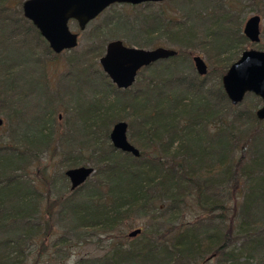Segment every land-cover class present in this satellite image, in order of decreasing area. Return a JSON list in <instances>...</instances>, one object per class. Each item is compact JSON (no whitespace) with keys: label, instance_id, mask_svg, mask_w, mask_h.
<instances>
[{"label":"trees","instance_id":"trees-1","mask_svg":"<svg viewBox=\"0 0 264 264\" xmlns=\"http://www.w3.org/2000/svg\"><path fill=\"white\" fill-rule=\"evenodd\" d=\"M241 2L163 0L117 5L134 14L125 13V21L116 13L93 27L84 70L96 71L95 61L114 40L140 49L166 43L176 49V55L141 69L125 90L116 89L99 72H75L82 60L73 58L74 73L54 90V82L46 76V62L35 52L48 55L47 64L59 55L23 18L21 0H0V113L13 118L11 145L0 146V264H25L36 243L37 257L49 254L41 243L52 231L53 210L57 221L65 222L70 239L76 241L94 230L110 236L106 254L82 258L76 264H204L210 260L264 264V150L255 146L260 138L256 127L264 121H257L253 112L260 100L252 94L244 96L252 108L233 114L230 131L222 118L224 110L237 105L228 102L219 80L243 50L253 47L239 33L242 19L237 22L236 12ZM260 2L264 7V0H250L255 6ZM165 5L173 16H167ZM138 8H144V13ZM135 19L137 24H128ZM260 44L257 49L264 51ZM193 50L201 51L212 68L206 74L217 76V82H209L211 86L188 73L187 54ZM39 67L42 71L37 73ZM90 75L100 76L106 89ZM59 95L71 102L74 95L78 97L73 101L76 105L70 102L72 111L63 102L67 107L63 122L58 121L59 114L52 119L61 102ZM80 99L91 107L86 115L78 110ZM118 121L126 123L127 139L138 150V158L110 146L108 132ZM235 125L243 126L242 132ZM250 143L255 151L245 172L249 177L242 200L232 197L235 211L228 220L225 197L231 183L235 188V174L246 164L244 154ZM46 154L59 157L61 168L89 164L94 172L78 188L69 190L68 185L43 210L42 184L54 187L58 180L67 181L59 173L49 179L44 176L50 163L39 168V161ZM31 167L35 168L32 178L27 176ZM38 181L42 184L37 185ZM189 206L191 221H181ZM134 214L160 223L138 228L140 233L130 238L135 245L126 247L121 229L130 227L128 220ZM62 241L67 238L59 237L54 246L63 256L68 247Z\"/></svg>","mask_w":264,"mask_h":264},{"label":"water","instance_id":"water-1","mask_svg":"<svg viewBox=\"0 0 264 264\" xmlns=\"http://www.w3.org/2000/svg\"><path fill=\"white\" fill-rule=\"evenodd\" d=\"M163 0H24L21 3V13L38 32L47 44L49 50L58 55L76 47L77 36L68 30V22L74 21L78 30L82 31L88 23L99 16L112 5L137 6L145 3H160ZM259 23L257 15H252L244 21L243 37L252 45L259 42ZM176 52L169 48L155 47L140 49L128 47L121 41L108 42L103 55L98 59V65L103 75L118 90L132 86L137 73L153 63L174 57ZM193 69L198 76L206 74V66L202 59L191 57ZM221 89L232 106L239 105L246 94L257 97L261 105L254 111L257 121H264V51L255 49L243 50L220 78ZM2 119H0V127ZM127 126L123 121L114 123L108 132L110 146L133 158L139 157V152L132 146L126 136ZM89 166L68 168L63 172L69 190H74L84 184L93 174ZM139 229L127 233L128 238H134Z\"/></svg>","mask_w":264,"mask_h":264},{"label":"rangeland","instance_id":"rangeland-1","mask_svg":"<svg viewBox=\"0 0 264 264\" xmlns=\"http://www.w3.org/2000/svg\"><path fill=\"white\" fill-rule=\"evenodd\" d=\"M24 0H21V3ZM242 7L239 6L238 10L239 12L236 14L238 15L237 17V22H239L240 19H242V22L239 25V33L242 35V27L244 24V21L249 18L252 15H257L260 19V23H259V42L255 45H252L253 47H247L246 49H255L258 50V44L259 47H263L264 45V7L262 6L261 2L257 4V6H255L254 4L250 3V0H244V2H241ZM117 5H112L110 7H108L105 11H103L99 16H97L94 20H92L89 24L86 25L85 29L83 31H79L76 27V25H74V23H69L68 25V29L77 34V45L75 48L69 50V51H63L61 52L58 57V60H55L51 63L47 64V61H49L50 57L48 55H44V53L41 54V52L39 50H36V55L38 57H40L41 62H46V76L49 78V81H53L54 82V90H56L57 88H60V85H65V83L67 82V80L69 78H71V65H70V61L73 58H79L80 60H82L80 63V65L75 69L76 71H80V73H91V72H95L96 74L99 72L101 74H103L101 72L100 67H98V59L95 61L96 65H97V69L95 71V68H92L91 70H84V66L83 63H86V59H88V56L85 54L86 52H90L89 50H87V46L90 43L89 40V33L90 31L93 29V27L98 26V25H102V22L108 20V16H112L116 13L120 14V17H123L125 13H129V15H132L134 13H130L129 9L127 8L126 10H124L123 8H119L116 7ZM109 8L112 9L111 11H109ZM164 11L167 13V16H173L172 11H170V9L165 5L163 7ZM19 10L21 12V4L19 7ZM137 12H142L144 13L145 9L144 8H138L136 9ZM150 10V9H149ZM148 13V12H147ZM22 15V13H21ZM117 17V18H118ZM123 19L125 20V18L123 17ZM131 19V18H130ZM137 19V18H136ZM134 20V22L129 23L128 24H137ZM142 20V19H141ZM140 20V21H141ZM126 21V20H125ZM139 21V22H140ZM263 35V37H262ZM125 39V38H124ZM216 40H219L218 38ZM125 41H129V39H125ZM158 43L159 40L157 39ZM158 47H164V48H169L172 50H176L173 47H171V45L169 46V44L164 43L163 46H158ZM153 47H148V48H144V49H152ZM36 49V48H35ZM239 51L241 52L242 49L239 48ZM191 54V55H190ZM52 55V54H50ZM197 55L199 56L202 61L204 62L205 66H206V72H210V70L212 69L206 62L205 60V56L203 55V53L199 50H193L191 52H189L187 54L189 62H190V70H189V74H196L194 69H193V65L191 62V57ZM240 55V54H239ZM238 55V56H239ZM9 56V55H8ZM237 56V57H238ZM188 59L187 62H188ZM90 61V60H89ZM188 62V63H189ZM189 65V64H188ZM39 71H42V69L39 67L37 68V73ZM186 72V70H184ZM36 73V75H37ZM72 73V74H73ZM96 84L101 85V87H103L104 89H106V87L104 86V83L102 80H100V76H92L90 75ZM199 81L201 80L204 84H207V86H211L209 84L210 81H214L217 82L218 78L217 76L212 73L210 75L205 74L204 76H198ZM109 84H111L108 80H106ZM220 81V80H219ZM66 87V86H65ZM69 88H72L73 85H70V83L68 84ZM102 90V88H101ZM111 96H108V101L111 99ZM59 100H61V102L59 104H57L58 108L56 109V113L55 117L53 116V118L56 119V114L58 115V121L62 120L66 121L67 119V113L65 114V110L67 109V107L69 106V111H72L71 105L69 99H67L66 97H63L61 95H59L58 97ZM78 97L77 95H74L72 98V104L74 100H77ZM78 101V100H77ZM63 102L66 104L67 107H65L63 105ZM251 100H248L246 97L245 99L243 98L242 102L237 105L236 109L234 110H224V114L223 117L225 119V123L224 125H228L227 127L229 128V131L231 130V120H232V116L235 112H243L244 110H248L249 108H252L251 106ZM76 105V104H75ZM260 105H257L255 108H253V112L259 107ZM91 108V107H90ZM89 106L86 105V101H83L82 99H80L79 103H78V110L84 112V114L86 112L90 111ZM247 108V109H246ZM55 111V110H54ZM53 114V115H54ZM86 115V114H85ZM0 119H2V127H0V146H4V145H11V142H9V134H10V129L12 127V122H13V118L10 117H6L3 113H0ZM236 131L238 132H242L243 130V126H238L235 125ZM257 133L256 136L258 137V135L260 136V138L257 140L256 142V147H259V151H263L264 150V122L260 123L258 129L256 127ZM209 133L212 135L213 133H215L214 131H212V129H209ZM255 136V137H256ZM235 138L237 139V135H235ZM229 140L231 141L232 139L229 137ZM242 143V142H241ZM240 144V142H239ZM8 145V146H9ZM14 146V145H13ZM10 147V146H9ZM221 147V146H220ZM255 149L254 146L250 143V145L246 148L245 150V157H246V164L242 165V168L239 170V173L235 174V188L232 189V183L230 184V189L228 191V195H226L225 199H227V203H226V208L229 214L228 220H232L233 215H234V211L232 209V204H233V200L232 197L236 196V201L240 202L242 199H240L243 189V185L244 182L246 180L247 177H249V175H246L245 172L249 171L250 169H248V165L250 164V157L252 156V154L254 153ZM233 154H231V157L235 158L238 156L237 152H232ZM264 157V156H263ZM48 160H49V165L46 168V172H45V177L47 179L56 176L57 173L59 174H63V172L67 169V168H61L59 165V157L58 158H54L51 157V155L46 154V156H43L40 161H39V168L40 166L43 167V165L48 164ZM87 166H89V164H86ZM233 165V163L229 164V167H231ZM232 168L228 169L229 171ZM35 168L31 167L28 173V177L32 178V176L34 175V171ZM232 172V170H231ZM230 172V175H231ZM247 173V172H246ZM254 175V173H253ZM39 178V176H37ZM66 179V178H65ZM62 182V184H61ZM36 184H42L40 181L36 182ZM45 184V183H43ZM43 184L41 186V190L43 191L42 194V198H41V208H43V210L46 208V202L49 201H53L55 199V197L57 196V194H60L63 192V190L65 191L66 189H68V182L67 181H57L56 184L53 185L51 184H47V187H43ZM40 190V191H41ZM48 191L50 192V195L47 196ZM245 191V190H243ZM242 198V197H241ZM191 206L187 207L186 209H184V212L182 213L183 215H181V221H186V222H190L191 221V217H192V210H188ZM195 209V208H193ZM199 212V211H198ZM201 216V215H199ZM44 220H46V217H43ZM131 224L129 228H122V234L125 237L124 240L122 241V244H124L126 247L129 246H133L135 245V240H131L130 238H127V233H129L131 230L134 229H138V228H149L151 225L153 226H157L160 221L157 224H154L151 220H150V216H143V215H137L134 214L130 217V219L128 220ZM51 225H52V231L49 235H47L44 238V241L41 243L42 248H48L49 249V254L46 255H42L41 257H37L35 254V250L38 248V244L36 243L33 245V247H31L27 253L26 259L24 260L23 263L25 264H76L80 259L82 258H93V257H101L104 254L107 253V248L106 245L108 243V240L110 238V236L108 235H104V234H100V232H97V230L94 231H88L84 234H82L80 236V239L78 240H73L70 239L66 234V230H65V222L64 221H57V215L55 213V211H52V220H51ZM61 237L62 239L67 238V242L62 241L66 247H68V249L66 250V254H64L63 256L61 255V253L57 254L56 250L57 247H55L54 245L58 243V238ZM196 264H200L199 262H197ZM204 264H214L213 261H207Z\"/></svg>","mask_w":264,"mask_h":264},{"label":"flooded vegetation","instance_id":"flooded-vegetation-1","mask_svg":"<svg viewBox=\"0 0 264 264\" xmlns=\"http://www.w3.org/2000/svg\"><path fill=\"white\" fill-rule=\"evenodd\" d=\"M105 10H106V9H105ZM105 10H104V11H105ZM69 23H74V25H76L74 21H69L68 24H67V26L69 25ZM88 24H89V23H88ZM76 27H77V26H76ZM77 29H78V28H77ZM84 29H85V28H84ZM84 29H83V30H84ZM68 30H69V29H68ZM83 30H82V31H83ZM69 32H70V33H73V32H71L70 30H69ZM73 34H75V35L77 36L76 33H73ZM42 40H43V39H42ZM142 69H143V68H142ZM135 78H136V77H135ZM111 85H112V84H111ZM260 105H261V102H260Z\"/></svg>","mask_w":264,"mask_h":264}]
</instances>
